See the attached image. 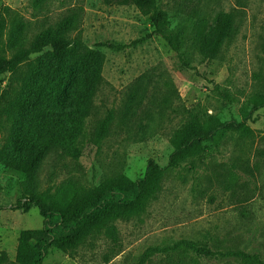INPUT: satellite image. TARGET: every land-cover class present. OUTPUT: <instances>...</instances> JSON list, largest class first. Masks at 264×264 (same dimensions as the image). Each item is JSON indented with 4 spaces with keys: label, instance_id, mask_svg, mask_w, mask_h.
<instances>
[{
    "label": "rangeland",
    "instance_id": "obj_1",
    "mask_svg": "<svg viewBox=\"0 0 264 264\" xmlns=\"http://www.w3.org/2000/svg\"><path fill=\"white\" fill-rule=\"evenodd\" d=\"M167 29L181 41L189 66L160 37L115 51L110 43L131 44L153 32L151 21L134 6H108L103 0H48L42 10L33 0H0L28 23L29 37L77 16L84 44L105 55L103 83L77 142L78 159L50 154L39 171L40 190L74 179L93 187L107 177H144L149 160L169 164L170 143L191 112H198L210 133L208 150L195 168L169 171L157 199L143 214L115 222L117 242L101 236L68 256L52 248L44 264H242L238 259L200 256L184 241L215 252H245L264 261V108L245 119L252 96H264V0H159ZM232 17L231 36L215 60L204 58L193 37L197 21L214 32L221 14ZM102 44H107L103 45ZM224 95H229L227 100ZM109 112L114 121L99 146L88 141ZM244 122L250 135L224 129ZM66 125L58 128L65 134ZM57 134V135H58ZM2 138L0 144H2ZM25 178L0 160V254L14 262L22 230L43 227L37 208L11 210L26 193Z\"/></svg>",
    "mask_w": 264,
    "mask_h": 264
},
{
    "label": "trees",
    "instance_id": "obj_2",
    "mask_svg": "<svg viewBox=\"0 0 264 264\" xmlns=\"http://www.w3.org/2000/svg\"><path fill=\"white\" fill-rule=\"evenodd\" d=\"M48 0H33L42 10ZM108 6H134L151 21L153 32L131 44L110 43L115 51H123L160 36L178 54L185 66L189 63L182 53L178 36L167 29L168 15L159 0H103ZM232 17L223 13L217 29L206 35L207 21H197L193 37L201 55L215 60L231 36ZM28 23L17 12L5 6L0 11V160L9 170L25 178L26 193L11 210L25 213L37 208L43 227L22 230L18 235L15 261L6 252L0 254V264H44L50 249L57 248L74 256L79 248L101 236L117 242L115 222L143 214L147 205L157 199L169 171L183 168L201 159L208 150L210 133L201 115L191 112L186 122L175 132L171 144L173 153L166 167L149 160L144 177L131 180L124 174L107 177L99 185L89 187L74 179L40 190L38 179L43 160L50 154L78 159L81 150L77 142L84 135L86 119L94 110V98L103 83L105 55L84 44L78 30L77 16L61 19L56 25L29 37ZM107 45V44H102ZM231 100L229 95H224ZM244 114L264 108V96H252ZM114 121L109 112L99 120L88 141L99 146L107 139ZM66 125V133L58 128ZM244 135L252 129L244 122L231 121L223 126ZM58 134V135H57ZM185 247L207 258L220 255L234 257L242 264H264L258 255L245 252H215L207 246L184 241ZM157 250L150 249L138 264H145Z\"/></svg>",
    "mask_w": 264,
    "mask_h": 264
}]
</instances>
